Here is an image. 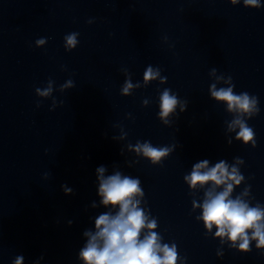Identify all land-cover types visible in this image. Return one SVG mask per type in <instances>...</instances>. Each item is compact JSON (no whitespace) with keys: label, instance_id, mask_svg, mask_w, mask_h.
I'll return each mask as SVG.
<instances>
[{"label":"clouds","instance_id":"clouds-1","mask_svg":"<svg viewBox=\"0 0 264 264\" xmlns=\"http://www.w3.org/2000/svg\"><path fill=\"white\" fill-rule=\"evenodd\" d=\"M240 0H230L232 5H236ZM246 8L262 7L260 0H243ZM78 33L72 32L64 37L65 49L71 51L79 43ZM46 42L45 38L36 40V45L41 46ZM216 69H212L211 74H215ZM160 75L159 69L149 66L143 74L145 85L151 80H155ZM161 78V82L166 80ZM223 79V77H218ZM228 87L217 88L216 84L210 85L211 96L220 102L227 104L229 112H236L239 115L229 124V130L234 131L237 127L236 139L247 145L251 141L252 147L256 146L254 139L255 132L243 118L245 114L251 116L253 111L258 114L256 107L258 99L250 96L247 92L236 94L232 78L229 76L225 81ZM52 81H48V87L36 88V94L41 97H49L52 94ZM131 79H127L121 89L123 95H128L133 87ZM73 87V81L68 80L61 85L64 88ZM146 103V101H145ZM181 104V112L185 110L186 102L182 103L177 96L170 94V89L165 88L159 95V118L164 124H168L170 113H173L176 106ZM56 101L53 100V107ZM115 139V137H114ZM231 143V140H229ZM131 148L132 146L129 145ZM137 154H142L149 159L153 165L161 164L164 157L169 155L171 148L167 146L155 147L150 142L140 143L137 141L134 149ZM236 162L243 163L240 158H235ZM106 166L101 165L96 169L98 180V196L100 204L106 211L100 213L95 218V230H85L83 236L86 242L79 250L78 259L82 264H177L178 252L175 243L171 245L163 243L162 236L156 231L158 227L156 218H149V214L142 208L141 199L144 191L138 178L122 175L120 171H115L111 175H105ZM47 175V174H46ZM184 180L192 189L198 186L204 188V199L202 204L195 200L192 202L193 208L200 207L202 215L197 219L202 220L205 228L210 232L213 226L216 227L215 237L221 242L227 237L233 247L238 245V252L247 253L251 251L250 245L255 241L257 250L264 249V206L257 203L255 206L242 197L248 194L245 188L239 195L233 198L232 194L236 187L240 186L244 176L235 166H230L225 160H220L214 166L209 167L207 159L195 163L192 171L184 177ZM66 195L72 194L73 190L66 185H62ZM222 189V190H217ZM92 207H96L93 202ZM71 225L72 221H68ZM146 230V231H145ZM43 255L35 262L39 264ZM13 264H24V256L18 255Z\"/></svg>","mask_w":264,"mask_h":264}]
</instances>
